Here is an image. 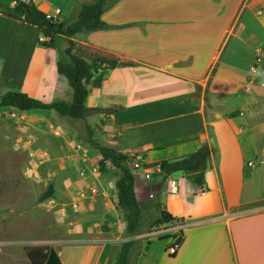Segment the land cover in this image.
I'll return each instance as SVG.
<instances>
[{"label":"crops","instance_id":"1","mask_svg":"<svg viewBox=\"0 0 264 264\" xmlns=\"http://www.w3.org/2000/svg\"><path fill=\"white\" fill-rule=\"evenodd\" d=\"M29 1L45 14L60 10L63 22L92 0ZM100 20L105 28L58 45L70 40L74 56L101 64L87 86L83 122L128 156L142 229L144 207L149 225L163 212L187 225L174 255L171 237L152 240L136 264H264V0H114ZM45 40L0 15L2 94L70 99L56 69L59 49L41 46ZM212 142L206 192L182 172L160 173L162 161ZM86 152L93 160L79 159V173L96 190L88 197L96 196L97 213L83 214L68 231L65 250L74 260L56 254L61 264H114L126 241L117 176L99 173L100 155Z\"/></svg>","mask_w":264,"mask_h":264},{"label":"rangeland","instance_id":"2","mask_svg":"<svg viewBox=\"0 0 264 264\" xmlns=\"http://www.w3.org/2000/svg\"><path fill=\"white\" fill-rule=\"evenodd\" d=\"M3 90L0 88V95ZM84 125L81 120L61 117L53 111L20 113L0 109V264H29L26 253L35 247L60 252L61 262L74 260L65 250L68 231L83 214L91 217L97 213L96 204H91L96 196L88 197L93 187L79 173V159L93 160L86 149L97 154L84 142ZM93 129V140L109 146L103 135ZM106 173L117 176L110 166ZM50 187L52 196L39 202ZM149 213L144 207L147 228H141L143 234L134 237L140 255L149 241L172 236L167 232L149 237L152 231L167 226L155 219L149 225ZM119 219L123 222L120 211ZM120 238L129 239L125 231Z\"/></svg>","mask_w":264,"mask_h":264},{"label":"trees","instance_id":"3","mask_svg":"<svg viewBox=\"0 0 264 264\" xmlns=\"http://www.w3.org/2000/svg\"><path fill=\"white\" fill-rule=\"evenodd\" d=\"M113 3L114 0H92L90 3H84L79 7L74 19L53 23L46 19L45 13L37 9L31 1L0 0V15L35 27L46 38L45 41L40 42L41 46L59 49L58 42L62 39H70L80 32L105 28L106 25L100 20V17L112 8ZM72 49L73 42L67 40L65 48L59 49L56 63L57 73L66 79L71 90L69 100L54 99L47 102L32 98L20 90L13 89L0 95V109L12 108L19 112L53 111L61 117L85 122L87 86L101 64H90L74 56ZM115 65L116 62L113 66ZM84 126L86 133L84 142L101 157L98 162L99 173H106L108 166L114 168L117 173L115 181L117 209L121 212L125 225L124 231L129 239L119 245L114 257V264H136L137 256L141 254V251L138 248V240L134 237L140 234L142 217L134 189V175L132 169L128 166V156L110 146L95 142L93 140L94 129L86 123ZM215 152V143L204 144L194 153L162 161L159 165V171L164 178L182 172L199 188L200 192H206L204 175L208 168L209 157ZM52 193L53 189L50 187L46 193L39 197L38 201L42 202L50 198ZM161 217H165V219ZM161 217L157 219L158 223H168L173 220L165 212L161 214ZM26 256L30 264H61L56 252L45 247L30 249L27 251Z\"/></svg>","mask_w":264,"mask_h":264},{"label":"built area","instance_id":"4","mask_svg":"<svg viewBox=\"0 0 264 264\" xmlns=\"http://www.w3.org/2000/svg\"><path fill=\"white\" fill-rule=\"evenodd\" d=\"M17 1H22V2H27L28 0H17ZM13 5V4H11ZM60 14V10L56 9L54 11L53 14H45L46 15V19L50 20L51 22L55 23L58 22L57 21V16ZM248 167L250 168H254V164L253 163H248L247 164ZM138 167L137 164L133 165V168L136 169ZM90 194L89 195H94L96 194V190L95 189H91L90 190ZM80 194L83 196V192H80ZM167 226L166 227H161L156 229L155 231H152V233L149 234V237H151V235H157L160 233H167V232H171L172 236V242L171 244L167 247V252L169 255H174L181 243L182 240V232L187 228L186 223L181 220V219H173L170 222L166 223ZM165 230V232H163Z\"/></svg>","mask_w":264,"mask_h":264},{"label":"water","instance_id":"5","mask_svg":"<svg viewBox=\"0 0 264 264\" xmlns=\"http://www.w3.org/2000/svg\"><path fill=\"white\" fill-rule=\"evenodd\" d=\"M163 219H165V217H163Z\"/></svg>","mask_w":264,"mask_h":264}]
</instances>
